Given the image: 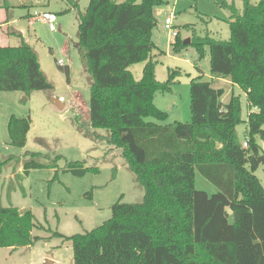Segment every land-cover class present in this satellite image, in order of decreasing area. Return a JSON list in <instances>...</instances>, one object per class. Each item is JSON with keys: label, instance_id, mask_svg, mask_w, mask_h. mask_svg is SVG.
<instances>
[{"label": "trees", "instance_id": "obj_1", "mask_svg": "<svg viewBox=\"0 0 264 264\" xmlns=\"http://www.w3.org/2000/svg\"><path fill=\"white\" fill-rule=\"evenodd\" d=\"M254 1L242 0L238 14L234 4L215 0L230 12L229 40L190 42L199 59L208 48L211 79L228 80L245 95L250 112L244 148L236 133L243 123L240 97L223 104V90L200 77L190 82V123L144 121L166 120L153 97L169 92L173 82L172 76L157 82L151 60L153 10L162 0H89L76 47L91 79L90 127L109 131L108 144L121 149L144 195L132 204L121 203V196L110 218L84 234L54 233L71 242L73 264H264V189L255 176L260 165L264 170V0ZM177 37L175 54L185 46ZM138 63L145 64L135 81L128 68ZM51 89L27 44L0 47V92ZM30 123L10 117L12 147L25 146ZM41 168L32 159L23 165L24 175ZM195 170L219 192L195 190ZM88 171L70 164L66 172L81 178ZM34 228L30 211L0 207V248L33 246L40 240L31 234Z\"/></svg>", "mask_w": 264, "mask_h": 264}, {"label": "rangeland", "instance_id": "obj_2", "mask_svg": "<svg viewBox=\"0 0 264 264\" xmlns=\"http://www.w3.org/2000/svg\"><path fill=\"white\" fill-rule=\"evenodd\" d=\"M135 1L139 4L142 0ZM73 2L76 7L68 0H0V10L6 15L9 11L10 18L0 27V47H18L22 40L35 52L40 71L52 86L51 90L28 95L0 92V160L4 162L0 168V207H14L21 213L30 211L36 226L31 234L40 238L29 248H0V264H42L45 259L55 264H73L71 242L53 237L54 233L65 237L84 234L110 218V208L121 196V203L125 204L140 203L143 199V188L129 171L121 149L108 144L109 131L90 127L91 79L76 47L79 17L89 0ZM225 2L242 10V0ZM43 12L55 15L53 30L34 16ZM169 15L174 17L170 31L163 25ZM153 17L152 35L157 49L152 51L151 60L155 80L164 83L172 76L173 82L169 92H156L153 97L154 106L167 115L166 120L144 121L162 126L190 123V82L200 77L203 82H211L213 88L223 90V104L231 96L240 97L243 123L236 127V133L243 145L250 112L245 96L228 80L211 79L208 48L204 47L199 59L190 45L194 38L228 41L229 10L219 7L215 0H162V5L154 8ZM170 32L177 33L185 45L178 54L172 51L175 38ZM144 64L128 68L135 81L141 79ZM52 99L61 101L64 108L57 109ZM11 116L30 119L23 148L10 145L7 125ZM257 142L262 148V143ZM32 159L43 168L30 170L25 176L23 165ZM70 164L90 171L81 178L75 177L66 172ZM255 176L264 189L262 165ZM194 188L208 196L219 192L197 170Z\"/></svg>", "mask_w": 264, "mask_h": 264}, {"label": "built area", "instance_id": "obj_3", "mask_svg": "<svg viewBox=\"0 0 264 264\" xmlns=\"http://www.w3.org/2000/svg\"><path fill=\"white\" fill-rule=\"evenodd\" d=\"M34 16L38 17L40 20H42L44 23H46L51 30H53V24L55 22V15L48 12L43 13H34ZM174 17L172 15H169L164 21V29L170 31L172 29V23H173ZM170 36L172 38H175L177 36V33L170 32ZM58 66H62V62L60 60L57 61ZM244 148H246V143H243Z\"/></svg>", "mask_w": 264, "mask_h": 264}, {"label": "crops", "instance_id": "obj_4", "mask_svg": "<svg viewBox=\"0 0 264 264\" xmlns=\"http://www.w3.org/2000/svg\"><path fill=\"white\" fill-rule=\"evenodd\" d=\"M123 1H125V0H118L117 2L118 3H120V2H123ZM236 10H237V13L238 14H241V11L242 10H239V9H237L236 8ZM1 13H3V16H1ZM9 11L7 12V15L5 14V12H4V10L2 11V10H0V27L2 26V25H5L6 23H8V21H9ZM231 21V20H230ZM10 34H13V32L11 33V32H9ZM3 37V36H2ZM151 40H152V43L154 44V47H155V49H157V46H156V44H155V41H154V39H153V35H152V37H151ZM155 51V50H154ZM196 66V65H195ZM197 68V70L199 71V68H198V66H196ZM220 79H215V81H219ZM230 84V83H229ZM232 87H234V88H237L238 89V87H236V86H233L232 85ZM215 89H220V88H215ZM239 90V89H238ZM244 95V94H243ZM245 96V95H244ZM107 137V136H106ZM105 138V137H104ZM21 212V211H20ZM27 248H29V247H27ZM42 262H43V260H42ZM54 264H55V262H53Z\"/></svg>", "mask_w": 264, "mask_h": 264}, {"label": "water", "instance_id": "obj_5", "mask_svg": "<svg viewBox=\"0 0 264 264\" xmlns=\"http://www.w3.org/2000/svg\"><path fill=\"white\" fill-rule=\"evenodd\" d=\"M51 101L57 109L62 110L64 108V104L61 101L56 100V99H52ZM42 264H54V263H53V261H51L49 259H45V260H43Z\"/></svg>", "mask_w": 264, "mask_h": 264}]
</instances>
